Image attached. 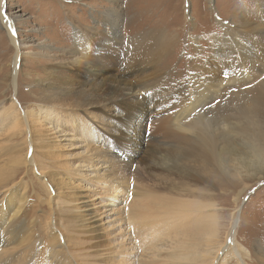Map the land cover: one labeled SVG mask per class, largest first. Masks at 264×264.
I'll return each mask as SVG.
<instances>
[{"label":"bare ground","instance_id":"obj_1","mask_svg":"<svg viewBox=\"0 0 264 264\" xmlns=\"http://www.w3.org/2000/svg\"><path fill=\"white\" fill-rule=\"evenodd\" d=\"M113 1L112 6L103 11L111 27L107 30L97 29L98 34L94 32L96 35L92 36L94 38L92 40L84 30L75 27L74 46L64 49L60 59L59 46L51 43L42 44L35 50L33 48L23 50V41L19 39L20 37L17 39L20 31L15 19L4 15L2 9L0 21L6 28L14 49L11 66L15 89V76L24 54L27 57L32 55L36 59L48 60L49 63L45 71L46 77L41 80V86L46 94L45 98H42L43 105L37 104L40 111L30 109L22 112L17 104L20 97L16 95L17 100L11 99L13 115L6 114L0 122L6 124L11 120L17 121L18 125L22 122L23 126L29 129L32 121L40 120L54 122L56 128L62 118H57L56 107H51L50 103L63 102L68 104V107L81 110L90 108L106 110L109 121L104 124H107V127L100 128L96 125L97 128L95 126L93 128L98 136L104 134L101 129L109 130L108 137L103 138L118 147L111 149L104 143V148L107 147L104 151L106 155L113 153L117 158L111 161L106 159L105 155L106 158L95 156L93 160H97V163L91 164L90 157V161L84 164L87 166L84 168L86 172L83 173L86 180H89L88 177L97 179L102 176L100 173L102 168L103 173L108 172L110 175L106 180L104 177L101 178L103 181L96 180L95 185L102 188L103 196L97 195L99 192L86 193L90 191L87 187L91 186L85 184H82L85 190L71 194L74 200L65 205L64 211L71 213L77 226L86 224L87 231H96L94 229L99 228L101 224L112 228L114 224L109 219L112 212L118 210L120 203L122 206L119 209L128 213L129 205L133 202L130 209L132 208L135 215L136 207L137 213L140 209L139 198L153 196L156 188H159L171 195L156 203V215L159 214L157 218L150 223L140 224L134 221L133 217L130 222L136 228L137 225L138 228L148 226L155 236L164 229L171 228L174 231V235L167 241L169 244L166 242L168 247L165 248L167 252L164 255V264H231L230 261H235V264H248L253 251L251 253L250 248L240 245L236 238L237 220L232 228H229L228 239L226 238L224 243L219 242L220 239L217 237L219 230L225 227L226 210L231 203V196L236 195L237 200L251 187L250 180L257 182L264 179V62L261 61L264 60V1L257 0L261 22L253 27H248V21L239 20L235 15L232 16L231 28H228L221 18L215 19L221 26V32L207 34V37L213 40L211 52L203 59L194 60L196 67L194 64L190 66L188 77L182 80L183 82L168 87L162 83L164 73L161 69H164L165 65L156 66L144 57L170 47L174 35L178 37L180 33H164L163 27H157L161 25V21L145 20L142 26L149 24L148 29L135 34L133 39L136 41H133L132 45L138 44L129 50L120 34L123 13L117 4L118 0ZM151 22L155 23L154 27L150 26ZM180 25L183 32L188 23ZM89 29L95 31L93 28ZM190 37L193 40V37ZM120 41L122 43L119 46L120 50L115 53L113 47ZM192 45L193 41L191 42L193 51ZM51 60L57 61L56 66ZM55 67L75 70L74 78L88 81L83 84L66 77L57 81L58 83L51 81ZM148 68L153 69L146 71ZM167 72L165 74L170 75L169 71ZM69 96H73L71 101ZM134 98L140 99L135 103ZM151 102L150 119L160 116V119L154 120L155 122L151 124V132L162 130L165 136L173 137L175 144L164 153L152 146L150 153L152 160L135 165L139 152L138 144H144L147 135L139 136L136 145L133 132L139 130L145 118L146 110L142 106ZM114 106L117 110L114 113L110 112ZM172 109L173 114L169 113ZM6 111L5 108L0 112ZM137 113V119H133ZM65 135L78 141H87L84 137L78 138L71 132ZM154 137V133H150L148 141ZM39 140L27 136L26 145L28 149H33V154L27 158V149L24 163L35 171L39 170L40 183L46 185L49 198L53 190L61 195L60 185L53 183L47 172L37 167L34 150L37 149ZM13 159L15 160V157ZM133 166H136V172H139L138 168L141 169L147 183L142 187L136 181L128 180V190L129 183H132L133 187L127 195V191L122 188L124 184L121 180L129 178L126 172L133 169ZM157 169H161V174ZM81 171L83 170L78 169L77 174ZM9 175L13 176V172L7 175L0 168V264H28L27 261L35 258L32 247L35 242L31 241L30 234L35 227V223H31L35 217H28V197L25 191L20 192L19 182L12 180ZM75 187L79 190L82 188L80 183ZM92 190L94 191V188ZM48 202L55 207L59 201L53 198L48 199ZM77 208L81 212L72 210ZM51 226L54 225L48 223L45 233L48 234L50 231L51 234H55ZM112 230L110 234L116 232ZM149 237L151 236L128 237L130 244H133L129 254L134 255L132 257L134 262L139 249L157 255L154 252L156 247L151 245ZM119 239L122 241L123 237ZM120 241L112 242L113 258L101 260L100 264H114L116 256L122 253ZM48 242L54 245L50 238ZM252 247L255 253L260 255V264H264V246L256 241ZM162 249L164 248H160ZM58 260L62 261L54 264H67L69 258L64 256ZM72 264H75L74 260Z\"/></svg>","mask_w":264,"mask_h":264},{"label":"rangeland","instance_id":"obj_2","mask_svg":"<svg viewBox=\"0 0 264 264\" xmlns=\"http://www.w3.org/2000/svg\"><path fill=\"white\" fill-rule=\"evenodd\" d=\"M263 1L261 0V2ZM130 2L131 0H118L117 2L123 13L122 25L120 26L121 39L126 43L125 46L129 50L138 44L132 45V42L136 41L133 39L135 34L142 33L148 29L149 24L142 26L145 20L155 19L161 21V25L157 27H163L164 33H180L178 37L174 35L170 47L155 54L150 53V55L144 57L147 61L154 65L156 64V66L165 65V68L161 69L164 73L162 83L167 87L183 82L188 77L189 70H191L190 66L194 64V60L203 59L211 52L213 40L209 39L207 34L221 32V26L215 19L221 18L224 20L228 28L232 27V16L234 15L238 16L239 20L248 21V27H253L256 23L261 22V11L257 0H133V2ZM112 3H114L113 0H0V20L2 9L4 15L15 19L16 26L20 31V36L17 39L20 37L19 39L23 41V50L29 48L35 50L42 44L51 43L59 46L60 59L62 56L61 52L64 49H70L74 46L75 27L84 30L91 40L94 39L92 36L96 35L94 32L98 34V30H104L105 28L107 30L111 27L103 11L112 6ZM183 23H188V25L182 32L180 24ZM154 25V22L150 23V26L154 27ZM89 28H93L95 31ZM110 30L112 31V29ZM190 36L193 37V40ZM192 41L193 51L191 50ZM108 42L110 41L108 40ZM127 42L129 45H127ZM120 44L122 45L121 41L113 47L115 53L120 50ZM130 53L132 52L130 51ZM13 54L12 41L0 21V111L7 109L6 113L0 112V121L6 114L9 116L13 115L14 108L11 106V99L17 100L16 95L20 97L17 104L21 111L34 109L39 112L40 106H37V104L43 105L42 98H45L44 95L46 94L41 86V80L46 77L45 71L48 67V60L36 59L32 55L27 57L24 54L15 76V89L12 79L13 68L11 66ZM261 61L264 62V60ZM56 62V60H51V63L55 66ZM194 66L196 67L195 64ZM152 69L148 68L146 71ZM54 71L55 74L50 79L56 83L65 77L83 84L88 81V79L80 80V78L78 80L76 77L75 79L73 77L75 70H63V68L55 67ZM167 71H169L170 75L165 74L168 73ZM147 95L149 94L147 93ZM69 97H71L69 98V101H71L70 99H73V96ZM139 99L137 98L135 103ZM65 100L67 101L68 98ZM151 104L152 102L142 106L146 110L145 118L142 120L139 130L133 132L136 145L139 136L142 134L147 135L145 136L146 141L144 144H138L139 152L136 156L135 165L141 164L142 161L145 163L152 160L150 157L152 146L157 147L164 153L171 145L175 144L173 137L165 136L162 130L151 132L150 128L153 121L160 119V116L150 119ZM50 105L51 107H56L57 118H62L60 120L61 123L56 128L54 127V122L49 123L40 120L32 121L29 129H26L22 122L19 125L17 121L11 120L6 124L0 122V168L7 175L13 172V176L9 175L8 177L19 182L20 192L25 191L26 197H28V217H35L33 222H31L32 224L35 223V227L33 228V233H30L31 241L35 242L32 246L35 258L27 261V263L54 264L57 261H62L58 259H63L65 256L69 258L67 264H72L73 260L75 264L76 262L77 264H88V262L89 264L93 262L98 264L101 260H111L113 258L112 253L114 252H111V249L113 250L112 242L120 241L119 238L123 237L122 241H120L122 248L119 247L122 253L120 256H116L117 259H114V264H120V262L121 264H164V255L167 252L165 248L168 247L166 244H169L167 241L170 236L174 235V231L171 228L164 229L155 236V234L150 232L148 226L138 228L139 226L137 225V229L136 226H132L130 221L134 217V221L140 222V224L152 222L159 215H156V203L164 197H169L171 195L169 192L156 188L153 196L148 197L146 195L139 198L140 209L137 213L136 207L135 215L132 208L130 209L133 202L129 205L128 213L123 209H119L122 206V203H120L117 207L118 210H115V213L113 211L109 219L114 224L112 228H107V225L101 224L99 228L94 229L96 231L90 229V231H87L88 229H85L86 224L78 227L71 213L64 211L65 205L72 203L74 200L71 194L85 190L82 184L91 186V188L87 187L90 191H86V193L99 192L97 195L103 196L101 194L102 188L95 185L97 184L96 180L103 181L102 177L106 180V177L110 174L108 172L103 173V168L102 170L100 168L98 170L99 172L101 170L102 176L97 179L88 177L89 180H86L87 178L84 179L83 173L86 172L84 168L86 169L87 166L84 164H87L91 158V164L93 162L97 163V160H93L95 156V158H104L106 156L107 158H105L111 161L116 159L117 157L113 153L106 155L104 150L107 147L104 148L103 144H107L111 149H115L118 146L112 145L110 140L103 138L108 137L109 131L104 129L107 127V124L104 123L109 121L105 113L106 110L95 108L81 110L75 107H68V104H63V102L50 103ZM116 110L117 107L114 106L110 112L114 113ZM64 112L70 114L67 115ZM169 113L173 114V109ZM137 116L138 113L133 119H137ZM57 118H55V121ZM158 124H161V122H158ZM96 125L100 126V128L104 127L101 129L104 133L101 136H98L94 131L93 127H96ZM67 132H71L78 138L82 136L87 141L83 142L82 140L78 141L74 137L70 138L65 135ZM150 133H154L155 137L148 141ZM27 136L40 139L37 149L34 150L35 160L39 165L37 167L44 172L46 171L53 183L60 185L61 195L56 194L55 190H53L49 198L46 185L40 183L39 170L36 169L35 171L30 168L31 166L27 167L25 165L23 159L28 149L26 145ZM134 143L132 144L135 145ZM99 151L101 152L99 153ZM31 154H33V149L29 148L27 158H30ZM14 157L15 160L13 159ZM133 167V169H129L126 172L129 178H122L121 180V183L124 184L122 188L127 191V195L128 191L132 190L133 187L132 183H129L130 190H128V180L136 181L142 187L147 183V179L141 174V169L138 168L137 171L139 172H136V166ZM78 169L83 171L77 174ZM157 171L160 174L162 172L161 169H157ZM77 183H80L84 189H75ZM249 183L251 187L246 190L242 197L235 200L236 195L231 196V203L228 205L227 213L225 212V227L221 228L220 226L221 229L218 232L217 239H220L219 242L224 243L230 229L237 220L236 238H238L240 245L250 248L251 253L253 251L252 258L248 259V264H260V255L255 253L256 251L252 245L257 241L261 246H264V179L257 182L250 180ZM242 186L241 180V188ZM93 188L94 191L92 190ZM53 198L59 201L55 207H52V204L48 202V199L52 200ZM62 200L64 202L61 203ZM78 209L72 210L81 212ZM48 223L54 225L50 228L55 234H51L50 231L48 234L45 233ZM112 229L116 231V234H110L113 231ZM151 234L154 236L152 237ZM128 235L137 238L147 237V235L151 236L149 237L152 241L151 245L156 247L154 252L157 255H151L139 249V252L135 255L136 261L134 262L132 258L134 255L129 254L132 251L133 244H130ZM49 238L54 241V245L48 242ZM160 248L164 249L160 250ZM230 262L235 264V261Z\"/></svg>","mask_w":264,"mask_h":264}]
</instances>
